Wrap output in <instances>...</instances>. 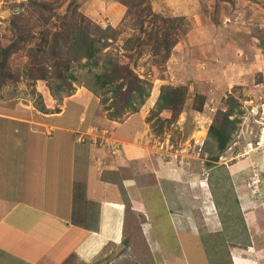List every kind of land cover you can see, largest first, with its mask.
I'll use <instances>...</instances> for the list:
<instances>
[{
    "label": "rangeland",
    "instance_id": "374dc122",
    "mask_svg": "<svg viewBox=\"0 0 264 264\" xmlns=\"http://www.w3.org/2000/svg\"><path fill=\"white\" fill-rule=\"evenodd\" d=\"M124 1L0 0V115L86 128L75 174L92 159L84 179L97 190L106 181L109 199L123 205L120 241L88 264H264V221H253L264 204V145L255 146L264 128V0ZM73 26L93 40L91 58L71 49ZM165 89L182 93L174 111L160 109ZM227 113L218 151L208 128ZM130 124L148 149L145 165L114 169L112 128ZM122 178L140 188L136 200ZM77 182L73 223L81 224Z\"/></svg>",
    "mask_w": 264,
    "mask_h": 264
},
{
    "label": "crops",
    "instance_id": "0c3cea01",
    "mask_svg": "<svg viewBox=\"0 0 264 264\" xmlns=\"http://www.w3.org/2000/svg\"><path fill=\"white\" fill-rule=\"evenodd\" d=\"M119 12L122 15V11ZM81 114L84 116V111L78 113L77 124L83 121ZM62 118H52V124L27 125L0 115V264H40L43 261L44 264H88L103 257L102 247L106 243L116 246L122 237V203L109 199L112 194L106 181L99 180L97 190L91 180L84 179L87 171L95 170L94 161L82 163V176L75 174L77 152L82 149V153H87L79 141L86 128L76 125L69 129ZM112 129L118 137L115 150L111 152L114 169L116 165L132 171L143 167L148 149L136 143L143 136L135 134L139 132H135V126ZM129 131L131 134H126ZM112 135L110 133V137ZM122 180L127 196L136 200L140 188L128 187L131 182ZM77 181L84 185L82 205L86 209L78 212L83 213L81 224L73 223L72 202ZM262 207L254 205L253 209V221L258 226L264 221ZM94 213L92 220L90 214L93 217ZM248 213L252 220L253 213ZM90 219L93 224L87 222ZM51 251L52 262L43 260Z\"/></svg>",
    "mask_w": 264,
    "mask_h": 264
},
{
    "label": "trees",
    "instance_id": "16d2710c",
    "mask_svg": "<svg viewBox=\"0 0 264 264\" xmlns=\"http://www.w3.org/2000/svg\"><path fill=\"white\" fill-rule=\"evenodd\" d=\"M118 1L121 5L126 7V2L124 0H116ZM145 1V0H141ZM74 30L71 32L70 36V41L71 45L73 47L71 48L72 50H75V52H83L84 56L87 58H91L93 53L95 52L94 48V42L93 40L90 39V37L87 35V33L83 32L81 28L78 26H73ZM98 30V29H97ZM145 34V32H142ZM149 34V33H148ZM146 35V34H145ZM44 37V36H42ZM43 43L46 44V40H43ZM67 68V67H66ZM67 78L70 80H75L74 77L70 74H67ZM99 81L98 85L100 88H102L104 81L106 80H101L97 79ZM166 92H163L158 96V100L160 101V109H168L171 111L176 110V107L180 105L181 103V95L179 90L175 89H165ZM137 95H140V93L137 91ZM228 113L225 114L222 118V121L219 126L213 127L209 126L208 128V133L211 135V137L215 140L216 142V148L218 151H221L224 147V144L227 139V130H225V127L229 125L231 128L232 126V120H228ZM216 159V158H213Z\"/></svg>",
    "mask_w": 264,
    "mask_h": 264
},
{
    "label": "built area",
    "instance_id": "2783aa9c",
    "mask_svg": "<svg viewBox=\"0 0 264 264\" xmlns=\"http://www.w3.org/2000/svg\"><path fill=\"white\" fill-rule=\"evenodd\" d=\"M261 132V131H260ZM262 145H264V135L259 134V138L257 141H255V146L256 147H261Z\"/></svg>",
    "mask_w": 264,
    "mask_h": 264
},
{
    "label": "bare ground",
    "instance_id": "6f19581e",
    "mask_svg": "<svg viewBox=\"0 0 264 264\" xmlns=\"http://www.w3.org/2000/svg\"><path fill=\"white\" fill-rule=\"evenodd\" d=\"M263 126H264V124H263ZM263 130H264V128H262V132H261V133H263L262 135H264V131Z\"/></svg>",
    "mask_w": 264,
    "mask_h": 264
}]
</instances>
